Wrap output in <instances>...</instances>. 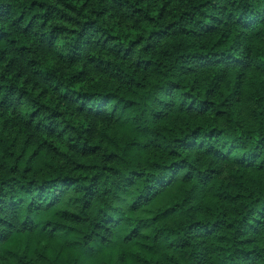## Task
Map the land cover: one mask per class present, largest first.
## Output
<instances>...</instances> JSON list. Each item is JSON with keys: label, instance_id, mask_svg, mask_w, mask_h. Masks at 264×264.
<instances>
[{"label": "trees", "instance_id": "obj_1", "mask_svg": "<svg viewBox=\"0 0 264 264\" xmlns=\"http://www.w3.org/2000/svg\"><path fill=\"white\" fill-rule=\"evenodd\" d=\"M0 264H264V0H0Z\"/></svg>", "mask_w": 264, "mask_h": 264}]
</instances>
